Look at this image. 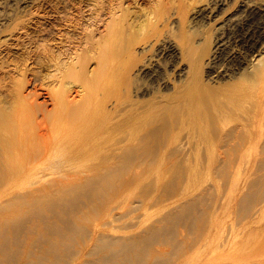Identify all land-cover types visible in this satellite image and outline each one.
Listing matches in <instances>:
<instances>
[{"label": "bare ground", "instance_id": "bare-ground-1", "mask_svg": "<svg viewBox=\"0 0 264 264\" xmlns=\"http://www.w3.org/2000/svg\"><path fill=\"white\" fill-rule=\"evenodd\" d=\"M241 11L218 28L210 41L213 49L199 54L191 35L176 41L170 39L169 28L173 29L170 11L165 21L156 17L150 29L141 27L138 34L134 31V36L126 37L127 34L117 31L122 34L119 35L111 29L114 34L110 32L113 35L109 34L111 37L106 41L110 38L114 41L117 34L121 42L118 46V40L116 46L111 41L112 45L109 42L104 47L102 43L106 41L95 39L97 45L92 28L94 37L87 33L86 38H92L96 44L93 46L98 47L89 45L94 55L88 50L96 59L97 68L86 70L78 78L75 70L78 65L72 70L78 62L70 60L69 64L64 62L65 57L62 62L59 56L52 59L53 55L48 56L50 52L45 48L49 45L39 46L42 44L39 36V49L36 48L46 50L45 55L51 57L52 68L55 66L57 70L55 73L51 70V74L58 72L49 77L54 86L45 88L49 89L46 96L49 95L53 105L49 110L48 101L40 102L42 93L35 91L37 88L33 92L28 88L29 72H36L25 58L32 46L27 48L26 42L23 54L27 62L22 64L11 58L16 50L13 52L8 40H14L10 37H14L18 27L25 30L27 21L23 16L13 17L12 11L1 14V10L0 35H7L0 37L3 74L0 75V206L8 208L15 199L23 200L32 193L29 204L35 207L25 215L29 219L41 214L42 208L58 210L59 204L70 197L80 196L82 202L70 218V227L74 229L55 227L51 234L44 224L33 222L24 227L23 239L15 249L4 233L7 227L19 229V219L11 217L0 223V264H82L85 257L94 254L96 248L91 251V246H96L98 252L90 264H153L151 259L155 256L156 264H189L208 255L212 259L205 264H264V259L250 260L258 252H264V3L248 0ZM123 16L122 19L126 17ZM184 17L181 16L183 24L187 23ZM161 20L166 31L160 29ZM94 21L98 23L97 19ZM122 24L119 28H124ZM89 39H84V46ZM152 51L176 57L180 64L175 62L173 67L181 80L173 85L170 94L157 93L148 100H135L132 93L146 90L138 77L161 80V69L157 68V61L153 64ZM72 71L77 76L71 75ZM204 74L211 75L213 81L204 78ZM17 75L22 78L18 80L19 88L18 83L14 84L19 79ZM70 75L76 76L78 82L73 77L74 81H66ZM33 78L35 82V74ZM70 82H77L80 89ZM206 175L215 176L218 185L202 184L200 180ZM24 179L41 183L34 189L22 190L19 182ZM130 185L139 186L137 190L142 187L140 193L136 191L141 194V208L147 207L149 211L156 204L161 214L157 213L159 218L156 216L152 227L127 238L121 236L123 254L117 258L108 252L111 248L107 243L111 237L107 235L108 225L98 222L89 225L86 219L106 211L103 207L114 197L115 190ZM147 208L142 212H148ZM231 215H237L238 223L236 219V224L229 222ZM79 229L81 236L75 238L73 232ZM168 232L171 241L165 235ZM160 234L177 248L174 259L164 260L167 250L162 245L150 249L149 258L142 259L146 250L133 252L140 243ZM253 240L254 245H245L239 252L243 255L219 257L229 247ZM74 241L78 245L72 253Z\"/></svg>", "mask_w": 264, "mask_h": 264}, {"label": "rangeland", "instance_id": "rangeland-1", "mask_svg": "<svg viewBox=\"0 0 264 264\" xmlns=\"http://www.w3.org/2000/svg\"><path fill=\"white\" fill-rule=\"evenodd\" d=\"M247 1L248 0H0V13H1V10H2L1 14L10 13L12 11L13 14L12 13L11 14L13 15V17L16 16L18 18V17L23 16L24 21L25 22L27 21L25 30L23 28L18 27L17 29H15L16 31L13 34L14 37H10V38L16 40V42L18 41V44H19V42H21L19 44V46L14 40H10V41L8 40L9 45H12L13 52H14V50H16L14 52L16 54L19 51L16 54L17 57L14 56L15 54H13L11 56V58L16 60L17 62L20 61L19 63H22V64H23V62L25 63L26 59H28L27 60L28 62L27 61L26 62H27V64L29 63V66H30V62L32 63L31 65H33L34 67L30 66V67H32L31 69H33V72L36 70V72H34L35 82H34V78H33L34 74L31 73L32 72L31 71V72H29L30 77L28 76V79H30V81H31L29 83L28 88L30 91L33 89L32 92L37 88L35 91H37V92L40 91L38 93H42V95L44 93V95L46 96L48 94L47 91L49 90V89H45L46 86L47 85L50 87L54 86L52 83L53 79L51 80L50 78L54 77L52 75L58 74V72H57V74H51L52 71H54V70L57 71L55 69L56 68L55 66H53V68H52V65H53V63L51 62L52 55H53L52 59L55 56L56 57L59 56L58 57L59 61H60V59L64 60V57H65V59H67V60H64V62H68L69 64H71L70 60H73V63L78 62V64L76 63V64H74L75 66L74 65L72 66V68H73L72 70L74 71V69L78 65L77 69H75V70H77L76 74L78 76L75 74L76 71L75 72L72 71L73 73H71V75L74 74L77 76V78L82 77V74L86 73V70L89 72V71H94L97 68L96 59H94V57H93L95 52H94V50L93 51H91V50L93 49V47H95V49H97L98 47L93 46V45H96L98 43V41H101V43H102V40L106 41V39L108 37H111V36H108L109 34L110 35L114 34L112 31L113 29L119 35H122V34H120L122 32L124 35L125 34L128 35V36L125 35L126 37H130L131 35L134 36V33H135L134 31H136V34H138L137 29L140 30L139 28H141V27H143L146 30L150 29L152 27V25L154 24V21H156V19L159 20V19L163 18V20L164 19L166 20L165 16L168 17L167 13L169 11L172 12V13L169 12V15H171V21H170L171 26L170 27L173 28V29H170L168 27L169 31L172 30V32L169 33L170 34L169 36L171 37L170 39L176 41V40H180L181 39L180 37H184L186 35H191L194 38V41H195L196 47H197V51L199 54V53L204 52L206 49L207 50L213 49L214 45L210 41H212L214 39L218 28L220 26H222V24L225 23L229 17H231L235 14L241 13L242 12L241 11L242 6ZM258 1L264 3V0H258ZM5 9L8 12L5 11ZM12 9H14V10H12ZM9 10H11V11L9 12ZM124 11H125V13H124ZM21 13H23V14H21ZM123 13H124V16L126 15V17L123 16ZM130 13H131V16H130ZM121 16H123L124 19H122ZM181 16H183V17L185 16L184 18L187 21V23L183 24L181 22ZM34 19H35V21H34ZM36 19H39L38 22ZM96 19H97L98 23L96 21H94ZM116 19H117V21H119L118 25L114 22V21H116ZM121 20L124 21L125 23L122 24L123 22ZM164 21L161 20V22L159 23L160 24L159 26H160V29L166 31V28L164 27ZM28 22H30V23H28ZM38 23H40V24H38ZM91 23H92V25H91ZM94 23H96V25ZM34 24H36L38 26L36 27V25H34ZM121 24H122V26L124 25V28H122V27L119 28V25L121 26ZM126 24L127 25L129 24V26L126 27ZM132 25L134 26V29H132L133 28ZM95 27L97 28V31H96ZM125 27L127 30L125 29ZM13 28H11V29H13ZM128 28H130L131 31H129L130 29L128 30ZM143 28H142V30H144ZM21 29H23V30L21 31ZM28 29H29V31H28ZM90 29H92V31L95 32L93 34L95 36V37L93 36L94 38L92 37V32L90 31ZM124 29L126 31H124ZM31 31H32V34L30 33ZM117 31L118 32L121 31V32L118 33ZM127 31H128V33H127ZM24 32H26V33L28 32V33L26 34ZM85 32H86V34H85ZM110 32H112L113 34H111ZM186 32H187V34H186ZM87 33H88V35H91L93 40H95V39L98 40V41L95 40L96 44H94L92 38H90L92 41L90 43H93V44L88 43L90 41V39H89V36H87V38L89 39V41L87 40L88 45L84 46V44L86 43V40H84V39H87L86 38ZM5 34L7 35V33H4V34L0 35V37L1 36L4 37ZM28 34H31V37H29ZM171 34L173 36H171ZM24 35H26V36H24ZM36 35H37V37H36ZM63 35H65V36H63ZM116 35L114 36V39H115L114 41L112 40V38H110V40L103 42L102 44L105 43L104 47H106V45H108L109 42L112 45L111 41L113 42V46L114 45L116 46V44H117V42L115 44L116 40H118V44H117V46H118L121 42L117 38L119 35L117 37H116ZM124 35H123V37H124ZM15 36H17V37L20 36V37L17 38ZM21 36L22 37L24 36V39ZM32 36H35V37L32 38ZM39 36L42 37L41 38L42 41L40 40ZM43 36H45V39H43ZM61 36L63 38L65 37L66 40L64 38V39H62L63 40L62 41L61 38H59ZM3 37H1V38H3ZM69 37H71V38H69ZM82 37L84 39H81ZM10 38H8V39H10ZM20 38H22V40ZM124 38H122L123 41H126L125 40L126 38L125 39ZM210 38H211V40H210ZM25 39H26V41H25ZM30 39H33V40H30ZM69 39H71L70 43L68 42ZM36 40H37V42H36ZM43 40L46 43L43 42ZM22 41H24L23 44L25 43V45H22ZM40 41L42 42V44L38 43ZM26 42H28L30 46L29 45L26 46ZM62 42H64V43H62ZM82 42H84L83 45H82ZM31 43L35 44V45H31ZM37 43L40 44L39 46H41V47L43 45H44L43 47H45V45L46 46L49 45L50 48L53 47L54 50L49 49V47H45V48H48V50H47L48 53L50 52V54H48V56L49 55L51 56V57H49V59H48V56H46L47 55L46 50H44L42 48L43 50L38 51L39 47H38ZM66 43H68L69 46ZM80 43L82 46L80 45ZM13 45H15L17 47H15ZM20 45L22 47H20ZM79 45L81 48H79ZM89 45L93 46L92 49L90 48L91 46H89ZM234 45H235V43H233V46ZM25 46L27 48H30L31 46L32 47L30 49H27ZM73 46H76L78 48L77 49L78 51ZM36 47H38V49ZM41 47H40V49H41ZM63 47H65V48H63ZM71 47H72V49H71ZM26 49H27V51H26ZM34 49L37 51H35ZM64 49H66V50H64ZM67 49H69V51L70 50L71 51L69 52ZM80 49H81V51H79ZM57 50L59 53H60L59 50H61V53H63V54L61 55V53H60V55H59ZM72 50H76L77 52H79V55H78V53L77 54L75 53L76 51H72ZM88 50L93 53L92 56H91V54H89L90 52H88ZM25 51L27 52L26 55L28 54L27 56H29V57H27L25 54H23ZM42 51H44L42 54L39 53ZM52 51H54V52H52ZM154 51H152V53L149 52L148 55H150V53H151L153 60H154L153 64H155L157 61V68L160 67V69H161V73H160L161 80L160 81H151L150 77H144V76L138 77L137 81H139V82L141 81L140 84L141 83L145 84L146 90L144 92H141L138 94L132 93V97L135 100H148L154 94H157V93L170 94L172 92L173 85L177 84L181 80V77H179V75L176 72L177 70H175V68L173 67V66H175V62H178V64H180V62L176 59V57H170V55H167V53L159 54V52H154ZM29 52H31V54L34 52V55L29 54ZM56 52H57V55H54L53 53L56 54ZM68 52L69 53L74 52L71 54L72 55L74 54L75 57L72 58V55L68 54ZM36 53H38V54H36ZM66 54H68L69 56L68 55H67L68 57L65 56ZM24 55H25L26 59L24 58ZM38 55H40V56H38ZM77 55L79 56L78 61L76 60L78 57ZM43 56H45L47 58H45ZM60 56H63V57H60ZM168 56H169V58H168ZM39 57H41V58H39ZM56 57H55V59H57ZM69 57L71 59H69ZM44 58L48 59V60H44ZM20 59H25V60L22 61ZM63 60H62V62H63ZM94 60H95V62H94ZM34 62H35V64H33ZM41 62H44V63H41ZM49 62L52 64H51V66L48 67V65H50ZM82 63H84V64H82ZM221 63H222L221 61L218 62V64H221ZM81 64H82V66H81ZM49 68H51V69H49ZM150 68H152V66L146 70H149ZM37 70L39 71L38 73H37ZM55 71L53 73H55ZM207 71H213V69L212 70L207 69ZM50 74H51V76H49ZM0 75L3 76V74H1V73H0ZM38 75L41 78L43 77V79H42L43 81H46V79L48 78L47 82L38 81V80H41V78ZM46 75H48V77ZM20 76L21 75L16 76V78H19V79H17V80L15 79L17 81V82L16 81L14 82L15 86L20 81V78H21ZM31 77H32V79H31ZM72 77L75 79L74 76H71L66 81H69V80L74 81L73 79L71 80ZM0 78H2V77L0 76ZM36 78L38 79L37 82H36ZM204 78H207L208 81H210V82L213 81L211 79V75L207 76V74H204ZM49 80H51V82ZM142 80H143V82H142ZM75 81H77V80L75 79ZM41 82L45 83V85ZM49 82H50V84H48ZM77 82H74L75 84H73V82H70V83H72L73 85H75L76 88H78ZM76 83H77V85H76ZM32 85H34V86H32ZM19 86H20V84L16 87L19 88ZM38 86H40L41 88ZM42 86H43V88H42ZM48 86H47V88H50ZM78 89H80V88H78ZM42 95H41L40 99L42 100V98H43V100L42 101L40 100V102H43L45 100L48 101V104H47L48 109L52 110L53 105L50 103L49 95L46 97L44 95L43 96ZM206 177H207V175H206ZM207 178H210V177H207ZM207 178H202V180H200V182L204 185H206L207 183H208L207 185H211V184L212 185L213 184L218 185L217 184L218 181L217 182L215 181V179H216L215 176H212L210 179L206 180V183H204L205 181L203 182V180H205ZM209 180L211 181V183ZM40 183H41V181H37L36 179H34V180L33 179H24V180L19 182V187L22 190H30V189H34ZM70 185H71V183H70ZM137 188H139V186L137 187V185H136V187H135V186L130 185L126 188L120 187L119 189H116L114 197L112 199H110L108 202H106L104 207H103L104 209H106V211H101L100 213L95 214L93 216H90L88 219H86V223L89 225H91L95 222L108 225L110 232L107 235L111 236L108 238V241H107V243L109 245H111V248L108 250V252H109V255H115L117 258H120L123 254L122 238H120V237L126 236V238H127L129 235H131L135 232L142 231L145 227H152L155 224V220L157 221V219L159 218V215L161 214V208L156 206V204H153L152 208L149 207L150 208L149 211H148V208L146 207L147 208L146 211H148V212H145V211H144L145 213L142 212L143 210L146 209V208L140 207L141 206V204H140L141 200L139 199V197L141 196V194H139L140 192L138 190L141 189V191H142V187L138 190H137ZM147 189H150V188L147 187ZM136 191L139 193L137 194ZM228 191H229V189H228ZM58 194H60V193H57L56 195H58ZM21 199H23V200H20V198L15 199L13 201L15 203V205L13 203V205L8 206V208L0 206V223H2L3 221H5L6 219L11 218V217H16L17 219H19L18 220L19 224H20L19 229L14 228V226L7 227V229L5 230V233H4V234H6V238H7L6 240L12 241V247L14 249L18 247V243L21 242L23 239L24 227L31 225L33 222H40L41 224H44L46 227L49 228V232L51 234H53L55 227H59V228L60 227H66V228L74 229L73 227H70L71 226V219L70 218H71L72 213H74L77 210L78 204L82 202V198H80V196L70 197L68 200H65L59 204L58 210L51 209V208H42L41 214L39 213L36 216H34V218L28 219V217H25V215L28 213L30 208L35 207L32 204L31 205L29 204V201L32 199V193H28L27 197L21 198ZM142 213H144V214H142ZM157 213H159V215ZM227 214H228V211L225 212V216ZM59 215L62 217H59ZM156 216H158V218H156ZM235 216L237 217V215H231L229 218V222L234 223L235 219H236ZM236 222H237V219H236ZM236 222H235V224H236ZM141 227H142V229H139ZM73 233H75L74 235L76 238V237L81 236L82 232L79 229L77 231H74ZM149 234H151V233H149ZM163 234H160L158 236L154 235L149 240L145 241L144 243H140L137 247L133 248V252L137 253L140 250H146L147 254L142 259L149 258V256H148L149 250L152 248H155L157 246L162 245L167 250L166 254L163 256L164 260L174 259L176 257L175 253H176L177 248L173 247V245H171L169 243L171 241L172 236L169 235V232H168L165 235L166 236L169 235L168 239L170 241L167 238H165V240H164L163 237H166V236L165 235L163 236ZM194 234L196 235V233H194ZM195 235L192 234L193 237ZM56 238L57 237L55 235V239ZM1 240H2V238H0V241ZM41 241H43V240H41ZM255 242L256 241L253 240L252 242L247 243V244L239 243L234 247H229L228 249L222 251L220 253L219 257L224 259V258H227L229 256L232 257V256L243 255L244 253H239V252L244 249L245 245H248V246L254 245ZM77 245H78V242L74 241V244L70 249V251L72 253H74V249ZM92 250H94V254L93 255L90 254L89 256L85 257L82 264H90L92 257H96L94 255L98 252L97 247L91 246V251ZM234 250H236V251L234 252ZM4 256L6 259L8 258L6 255H4ZM210 256L211 255H208L207 258H204V257H200L199 259L197 258L196 260L191 261L189 264H205L207 261L212 259V256L211 257ZM156 258H158V257L155 256L153 259H151L153 264H156L158 262V259H156ZM3 259H4V257H3ZM262 259H264V252L260 251L250 260H258L259 261Z\"/></svg>", "mask_w": 264, "mask_h": 264}]
</instances>
